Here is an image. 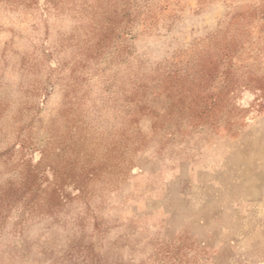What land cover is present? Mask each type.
Returning a JSON list of instances; mask_svg holds the SVG:
<instances>
[{
	"label": "rangeland",
	"instance_id": "rangeland-1",
	"mask_svg": "<svg viewBox=\"0 0 264 264\" xmlns=\"http://www.w3.org/2000/svg\"><path fill=\"white\" fill-rule=\"evenodd\" d=\"M260 85L264 0H0V264H264Z\"/></svg>",
	"mask_w": 264,
	"mask_h": 264
},
{
	"label": "trees",
	"instance_id": "trees-1",
	"mask_svg": "<svg viewBox=\"0 0 264 264\" xmlns=\"http://www.w3.org/2000/svg\"><path fill=\"white\" fill-rule=\"evenodd\" d=\"M218 37L214 38L217 39ZM243 47L240 46V48H235L230 45H223V46H215L214 49H217L219 52L216 54V60L213 62V65L215 66V69L213 72H209L208 74H205L207 77H209L208 81H212L213 84L215 81L219 80L222 82V87H225L227 89L228 93H231L234 96V93L238 88L241 86L239 84H231V80L233 79L232 76L235 74V69L233 65V59L239 58L240 54H238L239 50H241ZM227 61V64L225 68L223 69V63ZM212 64V63H211ZM219 66V69L217 68ZM177 72V71H176ZM202 72V71H201ZM203 74V72H202ZM206 76L202 75V78H205ZM217 86L213 87L216 88ZM256 92L253 94V100L248 106L249 112H251V115H255L260 113L264 110V86L260 85L258 88H255ZM250 91V88L247 89ZM220 103V100L214 99L212 102H210L209 105L205 102V107L209 106L210 110H215L216 107H218ZM206 112V111H205Z\"/></svg>",
	"mask_w": 264,
	"mask_h": 264
}]
</instances>
